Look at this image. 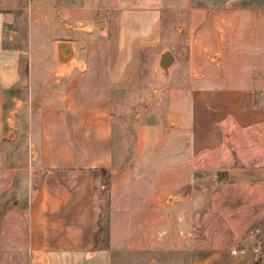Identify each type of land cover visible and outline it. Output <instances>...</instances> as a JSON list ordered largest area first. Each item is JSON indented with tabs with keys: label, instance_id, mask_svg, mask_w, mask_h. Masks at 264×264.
Instances as JSON below:
<instances>
[{
	"label": "crops",
	"instance_id": "0c3cea01",
	"mask_svg": "<svg viewBox=\"0 0 264 264\" xmlns=\"http://www.w3.org/2000/svg\"><path fill=\"white\" fill-rule=\"evenodd\" d=\"M17 1L0 0V193L8 179L21 196L7 213L0 200V264H114L112 251L122 244L138 249L151 235L168 238L170 212L190 198L194 204L202 154L218 144V124L264 125V105L256 104L263 72L245 77L264 63V0H208V10L197 0H49L50 14H24L27 26L4 5ZM203 12L241 20L222 30L225 66L240 52L244 70L228 69L225 82L235 83L228 87L169 91L160 119L141 125L134 151L123 153L114 143L116 131L123 137L121 100L136 97L145 80L143 53L157 47L163 30L190 31L188 20ZM57 22L73 36L46 39L43 31ZM6 30L17 36L6 42ZM61 40L74 49L64 64ZM200 45L190 42L187 80L218 82L201 72L197 59L209 58L201 52L212 47ZM151 111L145 108L146 118ZM102 171L112 175L108 247L95 230Z\"/></svg>",
	"mask_w": 264,
	"mask_h": 264
},
{
	"label": "rangeland",
	"instance_id": "374dc122",
	"mask_svg": "<svg viewBox=\"0 0 264 264\" xmlns=\"http://www.w3.org/2000/svg\"><path fill=\"white\" fill-rule=\"evenodd\" d=\"M48 1L19 0L4 5L22 14L23 19L19 22L23 21L27 26L30 19H24V14H50L49 11L55 6ZM196 5L203 10L210 7L208 0H197ZM57 15L63 17L65 14ZM228 16L232 15L203 12L200 18L188 20L190 31L177 27L170 28L166 34L163 30L157 47L143 53L140 74L145 80L136 83L139 88L134 92L136 97L121 100L123 137L120 139L119 133L115 132L116 148L121 143L123 153L134 151L139 127L160 119L162 108L166 109L170 101L169 91L200 87L202 92H207L235 84L225 82L228 69L229 73L232 70L238 75L244 68L241 66L240 52L231 59V66H225L222 28L226 22L234 25L241 20ZM36 21L39 22L38 19ZM193 21L195 25H192ZM215 28L217 30L214 31ZM192 29L195 35H192ZM9 32L6 30V42L17 36L16 30L11 35ZM27 32L26 28L25 34ZM43 34L51 41L73 36L67 31L64 22H57L51 29H45ZM191 41H197L202 46L211 45V51L201 52L209 55V58L202 55L198 57L197 63L201 65L202 74L215 76L218 82L192 83L187 80L192 76V61L189 57L192 53ZM165 50L174 56L167 72L160 66V56ZM194 54L198 56L200 52ZM46 57L49 59L48 55ZM205 59L211 61L213 67H207ZM258 69L264 75V63L258 66L254 63L250 69L247 68L245 77ZM259 86V97L256 98L258 106L260 103L264 105V81ZM16 92L17 89H14L7 93L6 105H10V97L16 95ZM145 108L152 110L149 118L144 115ZM216 135L218 144L202 154L194 204L190 198L187 207L185 205L182 209L170 212L169 237L151 235L146 242L138 244L142 246L138 249L122 244L119 249L112 251L114 264H264V125L241 128L233 124L229 126L225 122L219 123ZM111 184L110 171L100 172L96 190L95 230L98 244L105 247L109 246L110 241ZM15 186L16 183L4 180V193H0V203L4 204L3 213L15 209L14 201L21 198ZM141 237L145 241L144 236Z\"/></svg>",
	"mask_w": 264,
	"mask_h": 264
},
{
	"label": "water",
	"instance_id": "95a60500",
	"mask_svg": "<svg viewBox=\"0 0 264 264\" xmlns=\"http://www.w3.org/2000/svg\"><path fill=\"white\" fill-rule=\"evenodd\" d=\"M59 61L64 64L74 57L73 43L68 40H61L56 43ZM174 56L169 50H165L160 56V66L168 71L173 63Z\"/></svg>",
	"mask_w": 264,
	"mask_h": 264
}]
</instances>
